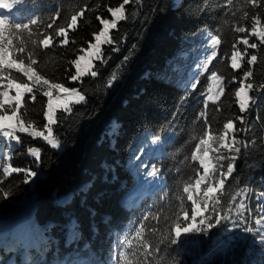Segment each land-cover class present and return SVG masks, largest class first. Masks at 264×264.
<instances>
[{
    "label": "trees",
    "instance_id": "obj_1",
    "mask_svg": "<svg viewBox=\"0 0 264 264\" xmlns=\"http://www.w3.org/2000/svg\"><path fill=\"white\" fill-rule=\"evenodd\" d=\"M122 4L124 0H26L8 14L17 21L38 20L14 40L12 47L23 45L25 51L9 50L6 58H22L27 65L31 53L36 60L31 67L42 80L28 81L14 69H4L0 78L10 97L15 96V89L7 87L10 78L33 88L17 113L25 126L31 125L29 131L47 127L44 79L76 89L85 102L56 112L51 127L59 148L27 133H17L20 143L0 139L3 163L22 170L0 182V227H20L10 243L3 242L0 230V264H118V253H126L131 264H264V40L252 35L256 24L264 31V0H129L125 19L109 31L114 43H104L97 54L102 58L72 80L74 62L101 32L102 21L113 19L109 9ZM74 15L77 23L69 27ZM240 27L245 31H237ZM61 28L66 37L57 35ZM204 32L210 47L192 75ZM46 37H51L47 47L40 43ZM212 37L220 41L217 56L199 73L213 50ZM233 52L240 53L238 69L231 67ZM252 55L257 60L249 63ZM212 73L221 78L224 92L205 108L207 95L219 91L211 83ZM240 87L248 93L243 112L235 95ZM58 93L53 89L52 97ZM13 107L9 100L0 114L10 115ZM228 122L232 129H225ZM166 138L169 142L159 146ZM201 138L208 144L197 152ZM32 147L40 151L39 161L31 156ZM205 151L209 176L197 192L195 181L204 172L191 157H204ZM229 164L234 170L214 194L220 200L217 212L211 213L210 200L204 213L213 215L209 222L214 227L184 235L172 245L175 218L183 226V211L190 216L184 187L190 186L194 198L207 199L203 190ZM153 166L158 174L147 175ZM26 169L36 173L27 182ZM159 180L162 185L155 187ZM137 192L138 203L126 205ZM241 200L245 208L238 214ZM216 215L229 219L215 225ZM143 243L150 245L151 255L141 254Z\"/></svg>",
    "mask_w": 264,
    "mask_h": 264
},
{
    "label": "snow or ice",
    "instance_id": "obj_2",
    "mask_svg": "<svg viewBox=\"0 0 264 264\" xmlns=\"http://www.w3.org/2000/svg\"><path fill=\"white\" fill-rule=\"evenodd\" d=\"M129 0H124V4H127ZM26 3V0H10V2H5V0H0V8L7 9L9 13L12 12L13 8L17 5H22ZM124 4H122L120 7H117L115 9H109L111 12V15L113 19L109 22L107 20L102 21L104 24V30L99 32V34L95 35V44H90V48H94L96 53L99 54L101 51V44L102 43H114L109 36V29L115 28L118 21L125 19V12L123 10ZM58 15V14H57ZM38 23V20L33 18L29 19L27 22L23 20H14L12 17L5 13H0V78L3 77L4 69L8 70H15V72L22 73L23 77H26L28 81H32L34 83H39L42 80V77L35 73L33 68L31 67L32 64L36 63L35 59H31V53H29V60L30 62L25 65L24 59H17L13 57L11 61H9L6 58L7 53L9 50L15 52L19 51L23 53L25 51V48L23 45H18L15 48H13L14 40L17 37L22 38V34L24 31H31L30 25H36ZM77 23V17L74 15L71 17V24L69 27H74ZM48 27H52L51 24L48 25ZM239 32H244L245 29L243 27H240L237 29ZM57 35L66 37V32L64 29H59L57 32ZM253 35H258L261 40H264V31L256 32L255 29L253 30ZM103 37V40H102ZM51 37H46L43 40L40 41L44 46H48L50 43ZM67 39L63 41V43H67ZM220 43L219 39L216 37L211 38V47L212 51L210 54L206 57V62L204 63L203 67L206 70L208 68V65L212 62L213 58L217 56V52L215 50L216 45ZM243 44L248 45V40L244 39L242 41ZM252 48H255L256 45L252 44ZM240 56L239 52H233L231 56V67L233 69L240 68V63L238 62V57ZM97 58H102L99 55ZM84 56H80L78 60H76L75 67H76V74L71 77L72 80H77L79 77L83 76L84 73L80 71V61L84 60ZM257 60L256 55L251 56V62H255ZM93 76H96L97 73L95 71L92 72ZM246 75H251V72L246 73ZM212 80L214 81L213 87L218 88L219 91L215 93V95H207V98L204 102L205 108L208 107V101H212L215 103L217 100L220 99V95L223 94L224 88L220 86L221 84V78L218 77L215 73L211 74ZM44 85H48V90L44 92V95L48 97L47 101V111L44 113L46 119H47V135H44V133L40 131H29V128L31 125L25 126V123L23 120H21L20 116L17 114L21 101L26 93H32L33 88L29 86L28 83L18 82V78H10L8 80L7 87L9 89H15V96H9L8 91L0 90V109H4V101L5 100H12L15 103V107L11 109V114H0V139L7 138L9 142H15L20 143V137L17 135V133H27L29 136L35 138V137H42L44 141H46L51 148L56 149L60 147L59 140L54 136L53 129L51 125L56 123V107H54L53 104V98H52V90L56 89L60 93L66 94L64 97L56 96L57 101H63V108L67 111H71L69 108V102L74 101L76 104H79L81 102H85V96L80 94L76 89H69L68 87H64L63 85L56 83V84H49L47 79L43 80ZM197 86L196 82H193L191 87L195 89ZM247 87L249 89L252 88V84H248ZM209 92H212V88L208 89ZM235 95L240 98V110L243 112L248 103V93L245 91L244 87H240L239 90L235 93ZM33 100L35 97H31ZM7 121H12L11 123ZM115 127V126H114ZM225 129H232L233 124L231 122H228L224 125ZM208 139H211L209 137ZM208 144L207 139L201 138L199 140V145H197L196 150L197 152L200 151V145H206ZM227 146V145H226ZM30 154L32 157L35 158L36 161L40 160L41 153L36 147H32L29 149ZM235 151L237 153L240 152V148H236ZM204 156H207L208 153L205 151L203 153ZM192 160H199L200 167L203 168L204 175L200 176L199 179L195 181V189L197 192L201 189V184L205 183L206 178L209 176V164L205 162L204 158L201 156H197L195 153L192 155ZM232 159H235L233 157ZM0 182H2L3 177L10 175L11 173H19L22 171L19 168L12 167L11 165H5L3 163V156H0ZM234 170V166L232 164H229L227 166V172H221V178L217 180L214 184H209L204 190H203V197H206L207 199H197L194 198L193 194L191 193V188L189 185H186L183 189L185 193H189L187 196V200L191 201V209H190V216L188 211H183V221L186 223L181 224L180 217L177 216L175 218L174 224L171 226L170 231L174 232V235L170 236L169 242L172 245H176L181 240L182 236L189 235V234H195L200 232H206L210 230L214 225L210 223L209 221H212L213 215H207L205 216L204 213L209 211V201L214 200V203L211 208V213L215 214L217 212L216 205L220 204V200L214 199V194L217 192V186L220 189H223L225 186V179L228 175H230ZM25 172L24 180L27 182L28 177L35 176L36 173L32 171L31 169L23 170ZM158 173L155 170V167L153 166L152 171L147 173V175L155 176ZM87 186H85L82 191H86ZM2 191V189H0ZM4 196H7V193H3ZM239 195V193H237ZM232 200H236V196L232 197ZM201 204L203 207H201ZM183 204L181 205V208L183 210ZM238 214H241L243 209L245 208V203L243 200L240 201V203L236 206ZM199 217V220H198ZM147 219V217H145ZM227 220L229 217L227 215H216L215 217V225H219L221 223V220ZM198 221V222H197ZM262 221L257 220L256 224H261ZM203 226V227H201ZM140 228L143 229L144 226L140 225ZM248 231H251V229H248ZM136 236L140 237L141 232L136 231ZM126 243L131 246V239L126 241ZM120 247H123V245H120ZM150 248V245L147 243H143L141 247V254L145 256L151 255V252L148 251ZM136 253H133L135 255ZM120 261H123L124 264H131V262L127 259L126 253H118L117 254V262L119 264Z\"/></svg>",
    "mask_w": 264,
    "mask_h": 264
},
{
    "label": "rangeland",
    "instance_id": "obj_3",
    "mask_svg": "<svg viewBox=\"0 0 264 264\" xmlns=\"http://www.w3.org/2000/svg\"><path fill=\"white\" fill-rule=\"evenodd\" d=\"M0 13H2V9L1 8H0ZM111 29H109V31ZM103 30H104V27L102 28L101 31H103ZM260 30L261 29H260L259 25L256 24L255 31L258 33V32H260ZM209 37L210 36H208V33L204 32L203 34L200 35V38L198 39V42H200L198 44V46H200V49H199V52L197 53L198 60L195 58V63L193 65V67L190 69V73L192 75H194L198 71V69L200 67V63L203 61L202 60L203 55L206 53L204 51V49L210 47V44H209L210 39H209ZM102 40H103V37H102ZM95 43H96V41L94 40V42L92 44H95ZM103 44L104 43H102L101 46ZM82 56H84L85 59L80 61V71L85 74L91 68L92 61L97 57V53H96L94 48H90L89 47V49L87 51H85ZM203 69H204V67L199 70V73H202ZM179 79H180V81L182 80V78H179ZM193 82H195V81H193ZM192 83L190 84V86L192 85ZM211 83L214 84V81H211ZM0 87H1L2 90L8 91L7 88H4L5 87L4 83H0ZM58 95L61 96V97H64L66 94L59 92ZM58 95H54L52 97L53 98L54 107H56V112L58 110H60V109H62V110L64 109L63 106H62L63 105V101L62 100L61 101H57L56 100V96H58ZM9 96H10V94H9ZM8 102H9V100H5L4 101V105H7ZM239 103H240V98H239ZM75 104L76 103L74 101H70L69 102V106L70 105H75ZM0 110H2V109H0ZM46 111H47V108H46ZM45 120L47 121L46 117H45ZM7 122L11 123L12 121H7ZM42 133H44V135H47V127L45 128L44 132H42ZM5 139H6L5 141H9L7 138H5ZM168 142H169V138H166L165 140L159 141L158 145L162 146L163 144H166ZM9 143H11V142H9ZM7 149H8L7 146H5V151L3 152V155L5 154ZM203 158H204L205 162L209 164V168H210L209 157L208 156H204ZM161 185H162V180H159V182L156 183L155 187H160ZM140 194H141L140 192H137L136 195L133 197V199L131 201L125 202V204L126 205H134L135 206L138 203V200L140 198ZM0 230H3V242L10 243V239H12L14 237H17V235L19 233V230H20V227H19V225L13 226V225H8V224H3V226L0 227Z\"/></svg>",
    "mask_w": 264,
    "mask_h": 264
}]
</instances>
